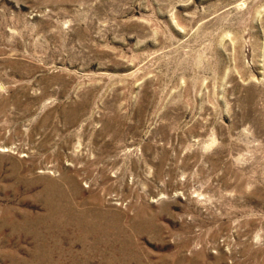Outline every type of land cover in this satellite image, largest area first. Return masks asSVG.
Returning <instances> with one entry per match:
<instances>
[{
  "label": "rangeland",
  "instance_id": "obj_1",
  "mask_svg": "<svg viewBox=\"0 0 264 264\" xmlns=\"http://www.w3.org/2000/svg\"><path fill=\"white\" fill-rule=\"evenodd\" d=\"M0 264H264V0H0Z\"/></svg>",
  "mask_w": 264,
  "mask_h": 264
}]
</instances>
